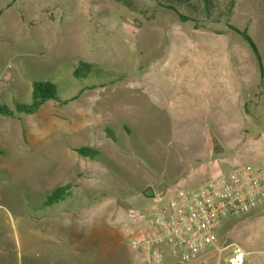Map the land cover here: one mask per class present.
Masks as SVG:
<instances>
[{"label": "rangeland", "instance_id": "rangeland-1", "mask_svg": "<svg viewBox=\"0 0 264 264\" xmlns=\"http://www.w3.org/2000/svg\"><path fill=\"white\" fill-rule=\"evenodd\" d=\"M130 2L0 0V103L14 110L17 103H31L34 81L54 83L61 99L48 100L33 114L17 113L19 141L12 145L0 140V263L129 264L125 214L150 202L136 204L125 193L140 192L146 173L162 180L182 173L191 177L210 163L200 159L207 106L209 100L220 106L225 97L206 82L211 78L207 63L218 57L209 48L227 50L228 62L259 68L252 48L233 27L245 30L258 45L264 68V0ZM181 14L191 19L183 20ZM80 61L92 63V68L77 77ZM120 102L124 104L114 121ZM236 109L229 104L222 118L213 111L219 118L210 116L212 132L219 133L221 123L243 122L226 117L238 113ZM94 128L98 134L116 135L117 148L138 168H126L123 177L116 164L105 173L97 166L101 159L76 154L72 146H84L80 133L87 136ZM240 138L234 150L219 155L238 163H222L220 172L264 167V141L251 144L255 137L247 133ZM68 182L73 187L65 200L43 205L58 184ZM83 212L92 236L97 226L109 223V228L103 227L97 237L80 236L82 230L74 226L83 222ZM35 217L42 221L33 244L26 227L33 226ZM231 223L217 233L225 236ZM239 223L232 231L235 236L244 234L248 226L243 223L251 220ZM255 223L262 225L264 216Z\"/></svg>", "mask_w": 264, "mask_h": 264}, {"label": "crops", "instance_id": "crops-1", "mask_svg": "<svg viewBox=\"0 0 264 264\" xmlns=\"http://www.w3.org/2000/svg\"><path fill=\"white\" fill-rule=\"evenodd\" d=\"M10 4L11 3L6 4L5 8L9 7ZM3 9L4 8L0 9V13L3 11ZM209 49H210V53H213L214 55L218 56L217 57L218 60L216 62L215 59L217 58L213 56L210 57V60L207 63L208 66L207 69L209 70V76L211 78L209 77L210 79L208 78L209 80H207L206 82L209 85V87H211V89L217 86L219 88V91H222L223 97H225L224 100L220 104H218L220 106L214 105L215 100H209L207 106L208 114L206 115L207 116L206 119L208 120V125L205 126V129L203 131V136L205 140H204L203 149L200 153V159L209 158L210 163L204 164L205 165L204 168H199L193 171L194 174L191 177H189V174L182 173L179 177H177L176 175L174 176V178H166L162 180L150 175V173H146V176H142L143 179L145 178L146 183L144 184L143 188L140 189V192L136 194L133 192L125 193V195L127 194L131 197H134L136 199V204L143 203L144 205H146L147 203L150 202V204L147 205L150 206L155 202L156 197L165 196L168 192L175 190L178 187L192 188L191 186H195V187L198 186L200 183H202L204 180L208 178L207 176H205V173L210 174L211 176L220 173L222 163L227 166L235 165V163L237 164L238 160L235 159L230 161V159L224 156H222L221 159H219V155L225 154L226 150H234L235 146L239 144V141L241 139L240 138L241 133L252 134L255 137L251 139L252 140L251 144L256 145L261 140L264 141V77L261 78L260 69L259 68L253 69L252 67V69L250 70L249 66H251L252 64L249 65L248 63L242 64V62L239 63H235L231 61L228 62L227 50L223 51V49H211V48ZM127 95L131 96V94H127ZM123 104L124 103L119 104L118 106L119 113L117 114V118L116 116L114 117L113 119L114 121L119 119L118 115L120 114ZM229 104L231 105L234 104L235 107L237 108L236 110H239V112L234 114L233 113L231 114L228 113L227 115L225 114L226 117H229V119H233L231 115H234V117L242 118L243 122H237V123L228 122L226 124L221 123L222 126L220 132L213 133L212 131L214 130L215 127L213 128V124L212 121L210 120V116L211 118L213 117L219 118V115L218 114L212 115V112L213 111L219 112L220 117L222 118V111H224ZM15 117L0 115V140L3 141L4 143L7 141L8 143L12 144L13 141H19L20 133H21V125L18 121L14 122ZM182 118H186V116L180 117V119ZM189 124L194 125L195 122L192 121L189 122ZM80 134L83 138L80 136L79 141H81L85 147H92L99 150L100 155L94 159H101L102 164L101 163L99 165L97 163L96 164L98 167H101L103 169V172L106 173L112 170L113 166L117 164L118 166L121 167V171L119 172L124 177L126 176L125 175V172L127 170L126 168H130V166L133 168H138L136 162L132 161L128 157L124 149L117 148L116 135H112L111 133L98 134L96 128H94V130L93 129L90 130L87 136H85V133L84 135L83 133ZM216 142H218L219 144L217 153L215 150ZM77 147H83V146H72L73 151L76 152V154H79L76 151ZM261 148L264 151V145ZM261 148L256 147V150H262ZM211 153H216L217 155L212 157L209 155ZM84 157L85 158L83 159L90 158V157L86 158V156ZM78 159L79 158H77L76 160ZM91 160L93 161V158ZM94 166L95 165L92 166L93 169L92 171L96 170ZM59 170L61 171V169ZM80 176H82V174ZM58 177H60L59 181H62L63 179L61 178L62 176L59 175ZM68 183L73 184L72 182H68ZM57 186H61V185L58 184ZM150 186L153 188L155 192V197L152 198L146 197L143 193V191ZM34 188L36 189V186H34ZM155 188L157 189V192L155 191ZM2 207L3 205L0 203V209H2ZM82 210L85 211V208L83 206H82ZM263 216H264V208L258 209L248 214H244L242 216L229 217L228 219H226L218 229H220L225 222L231 221L234 223H231L229 224V227H226L224 232L225 236L223 237L220 236L218 232V242L216 246L219 248V252L213 251L210 255V259L212 260L220 257L221 264H229L228 259L232 255L233 248L238 246L245 253L244 264H264V223L262 225H259L258 223L252 224V222L258 221ZM80 218L83 220V222H79V226H74V227L78 230L79 228L82 230L80 232L81 233L80 236H85V235L90 236V234L92 236L91 230H88L90 226L84 222L88 220L87 214L83 212ZM245 219L251 220L250 224L243 223V228L246 225L248 226L247 228H249V231H246L247 230L246 228L245 233L243 232L244 234L235 236L232 233V231L236 229L237 226L242 225L239 222H243ZM40 221H42V219L37 220V217H35V219H33L34 222L33 226H31V223H27L26 231L29 232L27 233V235L29 236V238L27 239L32 240L33 244L35 243L36 240V225L37 222ZM80 225L83 226L80 227ZM103 227L105 229H107V227L109 228V223H105L100 226H97L95 231H93L94 236L92 237L99 236V230H102ZM65 244L68 245V242L67 243L65 242ZM0 248H1L0 255H2L3 250L1 246ZM125 254L129 255V252L124 253V255ZM119 258L120 257H118L117 260ZM128 261L129 264H133L132 255H131V260L128 259ZM0 264H10V259L6 262L5 260L2 261Z\"/></svg>", "mask_w": 264, "mask_h": 264}, {"label": "built area", "instance_id": "built-area-1", "mask_svg": "<svg viewBox=\"0 0 264 264\" xmlns=\"http://www.w3.org/2000/svg\"><path fill=\"white\" fill-rule=\"evenodd\" d=\"M155 203L125 214L133 264H221L220 257L210 259L219 252L218 228L229 217L264 208V167L220 172L194 188L156 197ZM244 261V251L234 247L229 264Z\"/></svg>", "mask_w": 264, "mask_h": 264}, {"label": "trees", "instance_id": "trees-1", "mask_svg": "<svg viewBox=\"0 0 264 264\" xmlns=\"http://www.w3.org/2000/svg\"><path fill=\"white\" fill-rule=\"evenodd\" d=\"M126 5H131L130 0H119ZM167 7L174 9L175 6L172 4H167ZM181 18L183 20H189L191 17L187 15H182ZM233 29L238 32L242 38L247 42V44L252 48L254 54L257 57V61L260 68L261 78L264 77V68H263V60L260 49L255 41L252 39L251 35L245 31L233 27ZM92 68V63L86 61H80L78 66L76 67L74 74L79 77L80 75L85 74V72H89ZM56 99L61 101L59 96L57 95L56 85L52 82L46 81H34L33 82V93H32V102L31 103H17L16 110L9 107L7 104L0 103V115L8 116V117H15L17 113H25V114H33L36 113L41 106H43L48 100ZM216 145V153L218 152V142L215 143ZM76 151L86 157L90 158H97L100 155L99 150L92 148V147H77ZM73 184L67 183L65 185L57 186L53 191L47 196L44 200L43 205H52L55 202H59L65 200L67 196L70 195L71 189ZM118 257H122L119 255ZM123 262V261H122ZM125 263V262H123Z\"/></svg>", "mask_w": 264, "mask_h": 264}, {"label": "water", "instance_id": "water-1", "mask_svg": "<svg viewBox=\"0 0 264 264\" xmlns=\"http://www.w3.org/2000/svg\"><path fill=\"white\" fill-rule=\"evenodd\" d=\"M144 195L148 198H152V197H155V192L153 190V188L150 186L148 187L147 189H145L143 191Z\"/></svg>", "mask_w": 264, "mask_h": 264}]
</instances>
